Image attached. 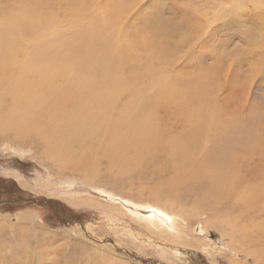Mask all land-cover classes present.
<instances>
[{"label":"bare ground","instance_id":"obj_1","mask_svg":"<svg viewBox=\"0 0 264 264\" xmlns=\"http://www.w3.org/2000/svg\"><path fill=\"white\" fill-rule=\"evenodd\" d=\"M140 1L0 0V135L39 144L61 170L77 166L97 177L105 161L119 174L158 173L152 193L172 199L168 211L148 203L155 212L145 217L127 210L150 233L199 244L188 239L193 230L184 211L172 207L192 200L206 215L203 228L230 232L238 246L262 255L259 114L226 119L214 102L217 82L209 71L185 81L184 75L168 77L184 45L173 43L171 23L130 15Z\"/></svg>","mask_w":264,"mask_h":264},{"label":"rangeland","instance_id":"obj_2","mask_svg":"<svg viewBox=\"0 0 264 264\" xmlns=\"http://www.w3.org/2000/svg\"><path fill=\"white\" fill-rule=\"evenodd\" d=\"M252 2L141 0L130 15L175 26L173 43L184 46L168 77L184 75L185 81L209 71L217 82L214 102L225 108V118L241 122L255 110L264 132V0ZM217 14L221 19L211 21ZM63 31L67 38L69 30ZM42 155L37 143L0 135V264H264V254L238 246L230 232L203 228L206 215L192 200L172 207L184 211L182 219L193 230L188 239L199 244L150 233L127 210L145 217L155 207L168 209L172 199L152 193L158 173L119 174L102 161L92 177L77 166L61 170Z\"/></svg>","mask_w":264,"mask_h":264}]
</instances>
